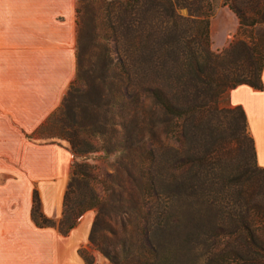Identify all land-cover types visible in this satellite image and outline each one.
I'll return each mask as SVG.
<instances>
[{"label":"trees","instance_id":"obj_1","mask_svg":"<svg viewBox=\"0 0 264 264\" xmlns=\"http://www.w3.org/2000/svg\"><path fill=\"white\" fill-rule=\"evenodd\" d=\"M231 8L238 18L243 16L239 3ZM180 9H185V16L178 14ZM118 10V14L111 20L114 23L111 30L113 36L121 41L120 57L112 61L106 56V51L100 53L87 69L92 73L91 82L94 83L88 84L83 79L86 67L81 57V33L78 26L74 78L60 105L27 137L34 139L46 135L47 138H62L67 142L70 154L79 157L94 152L99 139L103 144L106 143L105 150L110 152L108 143L115 132L112 127L105 129L107 119L99 123V130H94L93 124L81 121L80 105H72L81 87L91 90L96 85L102 86L106 106L121 108L124 104L122 114L117 116L121 121L118 124L123 143L121 149L126 153L127 162L134 167L135 173L126 171V187L121 186L122 190L117 192V197H114V190L107 182L111 175H106L100 181L102 195H99L94 189L98 180L93 165L82 158L74 159L70 163V175L61 198L60 216L53 219L43 215L37 191L33 189L30 220L35 227L54 228L65 236L86 211L94 209L87 240L111 264H179L183 249L189 241L191 246H199L203 255L202 264H217L213 252L216 235L208 232L205 224H192L191 219L186 218L180 210L182 200L189 198L196 189L203 206L218 207L223 178L227 177L225 169L219 167L220 161L206 146V142H209V123L206 120L202 88L204 86L209 92L217 94L237 85L260 89V71L264 64L263 37L258 35V46L252 53L236 55L235 47L231 45L216 55L208 49L210 11L207 0H124L118 3ZM233 55L241 57V60L237 59L236 63L227 66L225 63L230 62ZM146 101L157 106L161 112L165 106L168 107L172 114L169 121L175 125V122L181 120L189 129V132L184 129L178 134L174 130L176 137L178 135L188 140L196 132L195 124L201 126L202 130L198 133L200 141L193 149L194 153L188 151L185 158H180L176 156L175 150L173 154L163 156L162 143L155 130L151 131L154 125V129L158 126L148 117ZM234 110L239 112L245 126L241 107L234 106L229 111L231 113ZM230 120H233V115H230ZM234 139V150L241 156L243 165L240 183L257 176L264 184V168L255 163L258 169L254 173L247 167L246 150L251 152L255 162L250 135L245 133ZM188 158L191 162L186 165ZM185 165L187 174L181 180L174 172H168ZM242 203L247 205L245 200ZM114 208L123 213L118 226L124 238L121 240L123 243L117 247L105 243L107 233L112 236L118 233L108 222L111 220L109 212ZM248 209L251 207L248 206ZM217 210L218 226L223 225V217L231 222L235 219V211ZM251 220L242 223L237 221L226 233L233 236L234 241L235 238L239 240L241 231L244 232L246 251H250L252 246ZM225 247H221L220 252ZM232 248L241 249L240 241L232 244ZM77 253L84 264H93V258L85 247L79 248Z\"/></svg>","mask_w":264,"mask_h":264},{"label":"rangeland","instance_id":"obj_2","mask_svg":"<svg viewBox=\"0 0 264 264\" xmlns=\"http://www.w3.org/2000/svg\"><path fill=\"white\" fill-rule=\"evenodd\" d=\"M124 0H75V21L76 31L78 26L80 27V44H81V57L85 63L86 73L83 75V79L88 84H94L91 82L92 73L87 70L91 67L92 61H96L100 53L106 51V56L115 61L120 57L121 41L112 34L111 28L114 23L111 22L115 14H118V3ZM209 3L210 16L208 18L207 26V40L208 49L212 54L219 55L223 50L229 48L231 45L235 47V54L254 52L255 47L258 46V35H262L264 42V0H207ZM240 1V2H239ZM240 4L243 9V16L238 18V15L231 8L234 4ZM258 14H257V13ZM178 14L181 16L186 15L185 9L178 10ZM117 38V39H115ZM165 40V38H161ZM76 41V37H75ZM241 43V44H240ZM94 44L96 47L91 46ZM264 46V44H263ZM264 49V47H263ZM236 55L231 56L230 62L225 63L229 66L231 63H236L237 59L241 60V57ZM94 72V71H93ZM102 86H97L94 89L88 90L84 87L80 88L76 92L72 105H80L81 108L80 117L82 122H89L93 124L94 130H99V123L107 119V125L105 129L114 128L115 134L109 139L108 148L106 149V143H102V140L97 139L95 144L96 149L94 152L84 153L83 156H73L70 154L71 162L75 160L84 159L87 163L92 164L95 168V175L97 177L94 184L95 191L102 195V186L100 181L104 179L106 175H111L108 185L114 190V197H117V192L121 191V186L126 187V171H131L134 174L135 169L127 162V155L123 149H121L122 140L120 139L121 128L120 119L118 114H122L124 104L119 108L118 106H106L105 94L102 93ZM229 87L221 93L209 92L204 86L202 88L203 101L206 103L204 107L206 110V120L209 123V142H206L208 150H212L215 157L220 161V168H224L226 178H223V188L220 193L218 201V207L216 205L203 206L200 203V197L198 195V189L193 190L189 198L182 200L180 203V210L184 213L186 218L191 219V223L194 225L205 224V228L211 234L216 235V247L213 249L215 253V259L217 264H264V184L260 182L259 177H249L242 183V163L241 156L234 150L235 136L248 134L243 122L239 117V112L234 110L230 113V109L233 106H229L227 102V92ZM114 92V89H113ZM119 102V100H117ZM145 107L148 111V117L152 118L154 124L156 122L157 128H152V132L155 130L158 140L162 143L163 156H169L176 150L177 157L185 158L188 151H193L200 141L198 133L201 132V126L196 123V132L193 133V137L186 140L173 132L180 131L189 132L186 126L178 120L173 125L169 121L172 116L168 107H164L163 112L157 109V106H153L151 102L146 101ZM230 115H233V120H230ZM155 120V121H154ZM112 125H109L111 124ZM229 122V123H228ZM175 130V131H174ZM54 132H51V134ZM112 133V132H111ZM123 133V130H122ZM30 139V138H29ZM39 143H52L58 146H65L69 151L67 142L62 138H47L46 135L37 136L34 138ZM70 153V152H69ZM247 167L257 173V167L255 166L254 158L251 156L249 150L245 151ZM194 157V156H193ZM70 162V163H71ZM191 160L188 158L187 163ZM193 162V161H192ZM185 166L175 168L173 173L178 179H182L185 176ZM264 174V173H263ZM70 171L68 172L66 181L61 186L59 192L61 195L65 189L67 180L69 178ZM251 178V179H250ZM27 189H20L13 191V203L11 206H7V214L21 215L22 213H29L30 200L32 190L37 191L39 201L42 198L44 192L40 190V182H36L34 179L28 178ZM51 193H57L51 192ZM224 197V199L222 198ZM247 201V205L242 201ZM248 206L251 209L247 208ZM221 209L224 212L235 211L234 220H229L223 217V225H219L217 209ZM27 209V210H26ZM41 210V208H40ZM125 210V209H123ZM42 212V211H41ZM91 216V222L93 220L95 210L91 209L86 211ZM111 213V220L109 224L118 233L116 236L110 234L107 235L105 243L108 246L117 247L123 243L121 240L124 238L119 232L118 220L123 216L122 212L116 211L115 208ZM204 215V217H200ZM52 218V217H50ZM252 218L250 227L253 233L252 246L250 251H246L244 242V232H240L238 239H234L235 242L240 241L241 249L234 250L232 248L233 236L226 235L231 230L233 224L240 222L250 221ZM56 219V218H53ZM126 219H129L128 217ZM221 220V219H220ZM90 222V226H91ZM88 228V232L90 230ZM225 234V235H224ZM88 235V233H87ZM14 244V240H10ZM3 243V240H0ZM191 241L187 242L181 254L179 264H202L203 255L199 246H191ZM226 245L222 252L220 248ZM243 245V246H242ZM87 251L93 258V264H111L105 259L96 249H94L88 240L85 243ZM79 247V248H82ZM78 248V249H79ZM222 255V256H221Z\"/></svg>","mask_w":264,"mask_h":264},{"label":"crops","instance_id":"obj_3","mask_svg":"<svg viewBox=\"0 0 264 264\" xmlns=\"http://www.w3.org/2000/svg\"><path fill=\"white\" fill-rule=\"evenodd\" d=\"M75 37V0H0V264H84L77 250L87 241V212L62 236L35 227L28 211L4 209L31 176L44 192L42 214L60 216L70 153L27 136L60 105L74 78ZM260 82V89L237 85L226 98L243 110L255 163L264 168V64Z\"/></svg>","mask_w":264,"mask_h":264}]
</instances>
